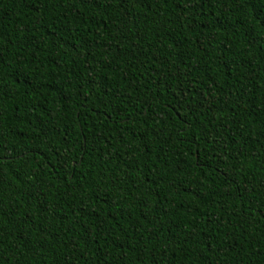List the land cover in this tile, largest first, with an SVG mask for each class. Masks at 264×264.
<instances>
[{
  "label": "trees",
  "instance_id": "16d2710c",
  "mask_svg": "<svg viewBox=\"0 0 264 264\" xmlns=\"http://www.w3.org/2000/svg\"><path fill=\"white\" fill-rule=\"evenodd\" d=\"M0 264H264V0H0Z\"/></svg>",
  "mask_w": 264,
  "mask_h": 264
}]
</instances>
